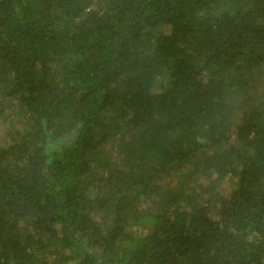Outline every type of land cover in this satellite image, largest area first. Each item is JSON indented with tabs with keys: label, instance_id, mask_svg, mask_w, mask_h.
Masks as SVG:
<instances>
[{
	"label": "trees",
	"instance_id": "trees-1",
	"mask_svg": "<svg viewBox=\"0 0 264 264\" xmlns=\"http://www.w3.org/2000/svg\"><path fill=\"white\" fill-rule=\"evenodd\" d=\"M0 264H264V0H0Z\"/></svg>",
	"mask_w": 264,
	"mask_h": 264
}]
</instances>
